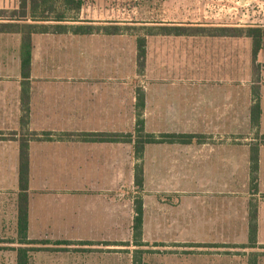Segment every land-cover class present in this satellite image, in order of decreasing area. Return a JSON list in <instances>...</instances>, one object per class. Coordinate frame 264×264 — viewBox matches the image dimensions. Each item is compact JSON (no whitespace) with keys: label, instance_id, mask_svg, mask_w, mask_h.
I'll return each mask as SVG.
<instances>
[{"label":"crops","instance_id":"crops-1","mask_svg":"<svg viewBox=\"0 0 264 264\" xmlns=\"http://www.w3.org/2000/svg\"><path fill=\"white\" fill-rule=\"evenodd\" d=\"M219 1L214 23L204 26H231L234 2ZM248 2L240 0L242 7ZM256 26L264 29V24ZM31 41V69L23 79L20 36L0 33V190L16 196V234L24 142L27 236L37 242L27 246L28 264H129L132 249L167 239L203 247L216 244L213 249L218 250L238 246L253 253V264H264V37L253 59L247 37L149 36L141 72L136 47L130 67H120L117 36L34 34ZM155 41L158 74L152 77L150 45ZM201 76L224 81L193 79ZM230 76L240 78L236 86L224 79ZM249 76L254 80L248 84L244 78ZM137 87L144 93L140 118L145 130L190 134L188 144H148L137 160L132 144L90 140L92 133L133 130ZM231 91L238 94L233 103ZM253 106L259 110L252 111ZM231 125L245 132L224 136L209 128L227 126L229 131ZM251 156L256 158L254 180ZM138 164L143 168L140 189L134 175ZM121 190L131 196L119 195ZM136 198H141L143 210L140 246L133 242ZM17 247L0 249L15 252L16 264Z\"/></svg>","mask_w":264,"mask_h":264},{"label":"trees","instance_id":"trees-1","mask_svg":"<svg viewBox=\"0 0 264 264\" xmlns=\"http://www.w3.org/2000/svg\"><path fill=\"white\" fill-rule=\"evenodd\" d=\"M86 0H18L16 8L8 11L0 9V33L18 34L20 36V68L24 78H27L31 69L32 41L34 34H72L75 36H88L92 34L121 35L127 33V27L120 25H98L79 20V14ZM142 35L130 33L135 39L136 65L139 72L144 68L146 58V38L155 35L173 36H206V37H247L251 39L253 59L262 47L264 29L259 26H163L155 30L148 28ZM151 29V30H150ZM22 123L26 124L29 115L28 84L23 82L22 89ZM144 106V93L142 88H136L135 111L136 121L132 131L127 134L104 135L101 133L88 134L92 141H122L133 145L135 158H142L144 147L148 144H188L192 138L185 133H148L144 122L140 118ZM258 106L252 107V111ZM253 126L257 121L252 118ZM256 158L251 156V174L254 180L256 171ZM135 184L140 189L143 184V168L140 164L134 169ZM28 154L26 144L20 148L18 163V190L15 239L10 243L18 245L16 250V264H28L30 249L27 246L36 244L28 239ZM254 213L251 212L249 221L251 234L254 230ZM143 210L141 198L135 199L134 216L132 221L133 242L140 246L142 236ZM251 241L254 237L251 235ZM67 244V242H60Z\"/></svg>","mask_w":264,"mask_h":264},{"label":"rangeland","instance_id":"rangeland-1","mask_svg":"<svg viewBox=\"0 0 264 264\" xmlns=\"http://www.w3.org/2000/svg\"><path fill=\"white\" fill-rule=\"evenodd\" d=\"M215 2L213 4V2ZM235 1V0H234ZM233 1V2H234ZM222 2L219 0H86L83 9L79 14V20L98 25H120L127 29V33L112 35L118 37V59L120 67H130V60L135 59V43L130 33L142 35L148 28L155 30L163 26H204L214 23L217 6ZM264 0H249L246 6L235 4L234 9L229 11L231 26H256L264 24V7L261 4ZM18 0H0V8L8 11L16 8ZM231 12V13H230ZM150 29V30H151ZM91 36V35H90ZM104 36V35H103ZM157 36V35H156ZM173 36V35H158ZM94 37V35H93ZM172 43V42H171ZM174 47V44H161V46ZM232 47H235L231 45ZM152 63H150L151 76L157 77V63L153 60L159 47L157 41L151 43ZM185 47H189L185 45ZM239 48L244 49L245 45L240 44ZM122 64V65H121ZM212 76V75H209ZM199 81L211 83L219 80L216 77H194ZM230 79L231 85L236 86L240 78L237 76L225 77ZM243 79V78H242ZM254 76L244 78L245 83L253 82ZM140 82V81H139ZM157 83V80H156ZM184 84H189L187 81ZM231 103L236 102L238 94H229ZM237 97V98H236ZM236 98V99H235ZM188 129L189 126H184ZM205 128L207 126H204ZM227 127V126H226ZM220 126H209L210 132L216 134H231L245 132L238 129V126L231 125L229 131ZM223 131H222V130ZM121 196H131V193L121 190ZM15 199L11 190H0V246H9L15 239L14 234V208ZM130 240V239H129ZM166 243H146L144 247L132 249L133 260L129 256V264H253V253L232 246L230 251L224 246L222 249H213L216 244L210 246H195L193 243H175L169 239ZM200 247L201 249H196ZM220 247V246H219ZM210 248V249H204ZM222 248V247H220ZM248 252V253H247ZM0 264H15V252L0 249Z\"/></svg>","mask_w":264,"mask_h":264},{"label":"built area","instance_id":"built-area-1","mask_svg":"<svg viewBox=\"0 0 264 264\" xmlns=\"http://www.w3.org/2000/svg\"><path fill=\"white\" fill-rule=\"evenodd\" d=\"M234 1V0H233ZM235 4H240V0H235L234 1Z\"/></svg>","mask_w":264,"mask_h":264}]
</instances>
